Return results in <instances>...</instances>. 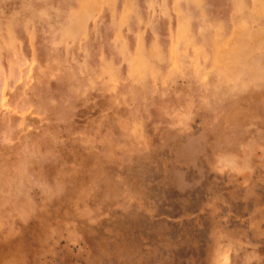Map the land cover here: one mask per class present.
Masks as SVG:
<instances>
[{
    "label": "rangeland",
    "instance_id": "obj_1",
    "mask_svg": "<svg viewBox=\"0 0 264 264\" xmlns=\"http://www.w3.org/2000/svg\"><path fill=\"white\" fill-rule=\"evenodd\" d=\"M0 264H264V0H0Z\"/></svg>",
    "mask_w": 264,
    "mask_h": 264
}]
</instances>
